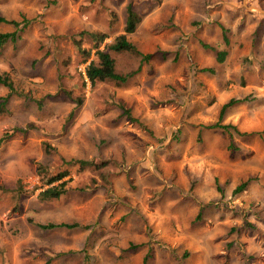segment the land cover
<instances>
[{
  "label": "rangeland",
  "instance_id": "obj_1",
  "mask_svg": "<svg viewBox=\"0 0 264 264\" xmlns=\"http://www.w3.org/2000/svg\"><path fill=\"white\" fill-rule=\"evenodd\" d=\"M129 1L141 23L128 40L152 55L111 52L117 73L138 70L90 85L92 50L82 62L73 40L122 32ZM0 16L17 22H0L16 34L0 48V264H163L120 255L111 229L142 222L146 244L173 248L147 215L158 186L189 198L185 214L200 205L212 257L264 264V0H0ZM214 17L221 62L198 46ZM60 170L67 190L38 199Z\"/></svg>",
  "mask_w": 264,
  "mask_h": 264
},
{
  "label": "crops",
  "instance_id": "obj_2",
  "mask_svg": "<svg viewBox=\"0 0 264 264\" xmlns=\"http://www.w3.org/2000/svg\"><path fill=\"white\" fill-rule=\"evenodd\" d=\"M215 21L218 24L221 23L220 17H214L213 20L205 24V27H203L205 40H202V43L198 45L203 51L209 50V55L214 62L216 61L215 53L202 46V44L211 46L215 50H224L225 53L230 45L227 32L226 43H224L220 27L214 30ZM140 23L141 20L138 26ZM122 24H124V21ZM149 54L151 57L152 53ZM158 189L156 197H153V211H150L147 215L155 220L156 229L161 231L160 238L172 239L174 237L176 239L174 247L164 251L146 244L143 223L140 222L139 226L135 228L131 225L126 229L111 228L114 231L112 240H114L115 246L119 247L120 255L123 253L125 258H140V262H147V258L161 256L164 257L163 264H229L231 261L229 258L212 257L215 247L219 243L216 244L218 240L215 228L204 222L207 217L202 215L201 219L199 218L200 205L190 216L185 214L183 209L189 198H184L179 192L162 190V186H158ZM133 243H138L139 246L132 249L131 245ZM110 248L115 249L114 247ZM185 253L187 254L186 258H179L180 255Z\"/></svg>",
  "mask_w": 264,
  "mask_h": 264
},
{
  "label": "trees",
  "instance_id": "obj_3",
  "mask_svg": "<svg viewBox=\"0 0 264 264\" xmlns=\"http://www.w3.org/2000/svg\"><path fill=\"white\" fill-rule=\"evenodd\" d=\"M141 19V14L136 12L133 7L132 3L129 1L125 6V17H124V24L122 27V32L115 34L109 41H104L107 35L105 33L100 32H89L88 36L90 37L92 44L89 48L85 49L84 47L80 46L79 40H73L74 45L79 53L82 54V62L86 61V58L89 57L90 51L92 50V58L85 64L84 66V75L87 78L90 85L95 84L97 81H111L116 86H121L124 84L129 76L135 73L137 69L134 71H129L124 74H119L114 70L115 60L114 57L111 55V52H128L132 55L138 56L141 61L148 60L150 54H143L141 53L135 45L128 40L127 35L131 34L135 31L137 24ZM0 22L12 23L14 25L17 24L14 20H6L4 17L0 16ZM224 43H226V30L224 29L221 23L218 24ZM16 38V34L14 31L11 32H0V48L6 43L7 41H14ZM207 49H210L215 53V59L218 62H221L224 59L225 51L224 50H215V48L208 46L206 44H202ZM0 84L6 86L9 90H11V84L7 80L6 76H0ZM5 101V98L2 99ZM230 103L229 101L226 104L221 106V111L224 110L226 105ZM1 112V110H0ZM217 125V124H215ZM220 127L225 128L226 125H221ZM264 129V128H263ZM69 163L76 165L77 169L80 170L85 166L93 165L94 167H98L99 164H95L91 161L86 160H71ZM102 163V162H101ZM69 173L67 170H60L56 173L50 174L46 178V186L45 188L41 189L37 193V197L40 200H49L53 198L59 197L67 190V182L70 178L63 179V177L67 176ZM244 182L240 183L235 188L236 191H240L244 186ZM40 227L51 228L54 226H64V227H75L78 226L76 223L65 224V223H46V224H38Z\"/></svg>",
  "mask_w": 264,
  "mask_h": 264
},
{
  "label": "built area",
  "instance_id": "obj_4",
  "mask_svg": "<svg viewBox=\"0 0 264 264\" xmlns=\"http://www.w3.org/2000/svg\"><path fill=\"white\" fill-rule=\"evenodd\" d=\"M43 189V188H42Z\"/></svg>",
  "mask_w": 264,
  "mask_h": 264
}]
</instances>
